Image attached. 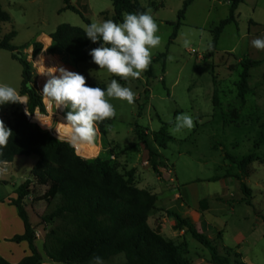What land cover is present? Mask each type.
Wrapping results in <instances>:
<instances>
[{
    "label": "rangeland",
    "instance_id": "rangeland-1",
    "mask_svg": "<svg viewBox=\"0 0 264 264\" xmlns=\"http://www.w3.org/2000/svg\"><path fill=\"white\" fill-rule=\"evenodd\" d=\"M136 1L145 11H150L157 22L159 26L157 34L161 37V44L152 51L150 74L146 76L144 72L135 80L129 78L128 81L120 82L117 77L99 70V66L93 62L75 66L63 51L52 45L50 38L46 36L39 39L42 44L39 54L32 53V46L21 50L38 41L37 38L42 33L53 32L61 24H68L85 31L88 24L79 14L63 10L62 0H0L1 9L10 17L9 23L1 24L2 34L12 30L16 32L11 44L19 49L31 64L33 81L40 94L49 78L47 69L52 67H63L83 75L86 84L93 88L106 89L111 79H117L122 86L129 87L135 93L134 104L129 105L126 101L111 99L116 115L111 118L110 130L106 123L111 119L102 121L104 129L108 131L107 136L103 137L97 126L95 142L91 145L73 146L75 154L85 160L98 157L111 160L120 173L133 171V181L136 186L144 187L147 184L146 188L152 187L161 194L156 211L150 216L155 218L161 212L160 218L172 220V229L174 221L168 213L174 212L187 218L185 213L188 211L192 213L189 198H193L194 192L205 195L221 190L222 187L216 182L202 181V178L210 176L211 181L220 179L215 176H218L217 170L221 169L226 174V185L230 193L225 197L226 201L225 198L219 197L210 200V202L215 200L223 203L222 207L213 204L210 209L212 213L221 210V218L227 223L228 230L223 242H221L222 234L217 233L221 234V240L217 243L219 254L229 255L230 264L243 263V258L247 260L246 264H264V238H262L264 224L254 222L255 216L259 221H263L264 218V141L261 140L257 127V124L264 123V63L250 70L249 92L245 96L244 103H241L237 97L236 89L241 71L239 64L241 59L246 55L254 60L264 59V50H256L251 46L252 40L264 37V30L261 29L264 26V0H259L256 6L255 0H245L238 6L235 13L236 23L224 28L213 57L210 51L212 39L210 31L227 17L229 8L227 2L194 0L187 9L185 20L177 30L176 38L170 44L169 39L173 32L170 24L176 21L183 0ZM71 5L89 24L112 20L111 0H71ZM250 21L259 24L253 26ZM162 54L164 57L154 61ZM213 80L218 98L215 109L211 100L214 90ZM20 82V64L11 58L10 52L0 50V84L10 85L18 91ZM41 96L45 106L44 114L36 111L30 115L27 104H6L0 106V120L6 125L14 112H22L29 123L50 133L55 139L71 144V128L64 119L67 110L56 109L53 103L42 94ZM139 108L140 116H138ZM229 112L254 118L255 123L240 126L228 124L219 114ZM181 113L193 117L194 127L190 131L173 134V122L176 115ZM135 124L153 132L159 131L162 124H166L165 130L172 140L160 151L166 162V168L160 171L161 177L149 168L144 169L145 150L133 133ZM255 143H257L256 148H254ZM224 152L237 158L251 153L258 156L259 160L249 165L248 176L245 179L248 187L253 188L251 202L254 201L252 207L256 212H252L249 206L243 204V194L237 179L239 172L234 165L224 159ZM35 161L36 157L29 156L16 157L11 163H0L2 169L0 180L5 181V183L0 182V197L13 193L26 179H31L30 171ZM133 163L136 165L134 168L131 166ZM30 187L35 193L32 197L34 201V198L41 195L44 187L33 183ZM56 203L57 201L46 207L43 214L52 211ZM30 217L31 220L34 219L33 216ZM150 222L154 224L153 220ZM37 226L44 228L41 218ZM50 228V225H46L40 238L44 239L45 233ZM167 232V236L171 238L163 237L164 239L187 245L186 257L190 260V264H211L207 250L190 236L185 235L184 230L175 231L176 235L171 231L167 230ZM217 234L212 235L213 239H216ZM241 239L244 240L240 248L242 255L230 248ZM246 242L248 244H244ZM36 244L40 249V241ZM123 262L124 258L117 256L103 264Z\"/></svg>",
    "mask_w": 264,
    "mask_h": 264
},
{
    "label": "trees",
    "instance_id": "trees-1",
    "mask_svg": "<svg viewBox=\"0 0 264 264\" xmlns=\"http://www.w3.org/2000/svg\"><path fill=\"white\" fill-rule=\"evenodd\" d=\"M193 1L183 0L176 21L170 24L173 27L170 44L176 38L177 30L182 25L187 9ZM223 1L229 3L228 15L210 31L212 34L211 57L214 55L216 44L224 28L236 23L235 13L238 6L244 3V0ZM62 2L63 10L79 14L83 21L89 24L71 5V0H62ZM111 3L112 21L116 23L122 22L125 13L145 12L136 0H111ZM9 22L8 13L0 7V50L10 52L11 58L21 66V83L18 93L27 97L28 113L33 115L39 111L44 114L45 106L33 81L31 64L23 56L24 54L11 44L16 32L12 30L2 34L1 24ZM49 38L52 45L63 51L75 66L92 62L88 52L99 46V43L93 44L85 37L83 29L68 24L58 25ZM30 46L34 55L42 50V44L39 41L21 50L28 49ZM161 57H164V54L157 56L154 61ZM263 63L264 59H241L239 63L241 71L236 84L237 97L241 103H244L245 96L249 92L250 70ZM149 74L150 66L145 71L146 76ZM117 78L120 82H125ZM213 85L211 100L215 109L218 98L214 80ZM140 115L139 108L138 116ZM219 116L234 126L255 123L254 118L236 112L220 113ZM103 124L104 122H98L97 126L103 137H106L108 131L104 129ZM106 124L110 130L112 119ZM257 125L260 138L264 141V123ZM6 126L11 129L12 136L7 144L0 148V163H11L16 157L34 156L37 159L30 171L31 179L25 180L15 189L16 199L9 200V205L16 208L24 226V233L14 236L10 241L14 243L25 241L30 250V255L17 264H41L43 260L35 247V230L29 222L23 202L28 195L35 194L30 187L32 183L45 189L42 195L34 198V202L44 201L47 206H50L57 201L53 210L41 217L45 226H51L45 233L42 244L43 255L48 260L61 264H92L96 256H99L103 262L122 256L124 258L122 264H190V260L186 257L188 252L185 243L179 244L166 240L158 230L149 227L147 221L155 210L157 197L149 190L139 189L134 184L133 171L120 173L111 160L100 157L93 160L80 158L75 154L71 144L59 141L37 125L29 123L22 112H14ZM165 127L166 124H162L157 132L137 124L133 128L135 137L147 152V166L158 177H161V169L166 168V162L160 151L165 149L166 143L172 140ZM256 147L257 143L254 144V148ZM223 156L239 172L237 179L243 194L242 202L251 206V190L246 185L245 179L248 176L249 165L258 161V156L251 153L237 158L227 152H224ZM168 215L174 221L175 231L184 230L185 235L190 236L207 250L211 264H230V256L220 255L217 248L221 234H217L216 239L211 240L200 233L189 218L174 212H169ZM0 264L10 263L0 256Z\"/></svg>",
    "mask_w": 264,
    "mask_h": 264
},
{
    "label": "clouds",
    "instance_id": "clouds-1",
    "mask_svg": "<svg viewBox=\"0 0 264 264\" xmlns=\"http://www.w3.org/2000/svg\"><path fill=\"white\" fill-rule=\"evenodd\" d=\"M159 26L150 11L125 13L122 22L106 20L92 22L85 28V37L99 46L91 49L88 55L99 70L119 77L124 81L139 79L152 63V51L161 44L157 34ZM256 50H264V37L251 41ZM58 73V74H57ZM46 80L41 94L56 109H66L65 123L71 128L72 146L91 145L96 140L97 123L115 117L116 112L111 99L134 104L135 93L111 79L106 89L90 87L85 77L63 67L47 69ZM6 104H27V97L7 84H0V106ZM194 119L187 113L176 115L173 134L190 131ZM12 131L0 120V148L5 146ZM94 264H103L99 256L93 258Z\"/></svg>",
    "mask_w": 264,
    "mask_h": 264
},
{
    "label": "crops",
    "instance_id": "crops-1",
    "mask_svg": "<svg viewBox=\"0 0 264 264\" xmlns=\"http://www.w3.org/2000/svg\"><path fill=\"white\" fill-rule=\"evenodd\" d=\"M213 1H215V0H213ZM217 2L220 3V2H226V1L222 0V1H217ZM244 2H245V0H244ZM258 3H259V0H255L254 5L256 6ZM227 5L229 7L228 3H227ZM185 17H186V15H185ZM250 24H252L253 26H258L259 23L250 21ZM261 29L264 30V26ZM51 33L52 32H50L48 34L42 33L37 38V40L39 41V39L43 36H47L49 38V35ZM243 58H249V56L246 55ZM249 59H251V58H249ZM251 60H254V59H251ZM19 88H20V86H19ZM19 88H18V91H19ZM143 155H144V159H145V162H144L145 168L144 169H147V168H149L147 166V152L146 151L143 152ZM36 161H37V159H36ZM36 161H35V163H36ZM35 163H34V165H35ZM130 163H132V162L130 161ZM0 166H1V164H0ZM131 166L134 168V166H136V165L133 163ZM32 167H31V169H32ZM0 171H2V169H0ZM217 171L219 173H218V176L216 175L215 177H217V178L220 177V179H218L216 181H211L212 177L210 176V177L202 178V181H206V183L216 182V183L220 184V186L222 187L221 190L220 191H218V190L213 191V192L207 193L205 195H200L199 193L194 192L193 198H191V199L189 198L190 204L192 206V209L190 211H192V213L190 214L189 211L186 212L185 217L189 218L193 222L196 229L200 233L205 234L211 240H213V237H212L213 234L221 233L222 234V241L221 242H223L224 235H225L226 231L228 230L227 229V223L224 222L223 219L221 218L222 212L220 209H219L220 211L212 213V210L210 208H211V205H213V204H216V205H219L220 207H222L223 203L222 202H216L215 201L216 198L217 197L225 198L226 196L229 195L228 193H230V192H229L228 186L226 185V183H227L226 182L227 178L225 176L226 174L224 172H222L221 169H218ZM224 176H225V178H223ZM0 182L5 183L4 180H0ZM145 186L148 187L147 184H145ZM145 186L144 187L143 186H137V187L139 189H146V190L152 191L151 193L156 195L157 201H156V206H155V210H154V211H156V207L158 206L159 200H161V196H160L161 194L157 190H153L152 187H151V189H148ZM252 189L253 188H250L251 194L253 191ZM44 191H45V189L43 188L41 195L44 193ZM187 194L189 197V191H187ZM16 197L17 196L14 192L0 197V256L10 264H17L24 257L30 255V250H29L27 242L22 241L20 243H14V242L10 241V239L13 238L14 236L22 235L24 233L23 222L19 218L17 211H16V208L12 205H9V200L10 199H16ZM32 197H33V194L28 195L24 199L23 202H24L25 210H26L28 218H29V222L31 223V225L34 227V230H35V234H36L35 247L43 257L41 264H61V263L52 262V261L48 260L43 255L42 244H43L44 239H43V237L40 238V235L42 234V231L44 232V228L38 227L37 223H38L39 219L45 214V213L43 214V212L46 210V207H48V206L44 201L34 202ZM211 198H214L215 200L213 199L214 201L210 202ZM226 200H227V198H225V201ZM252 203L254 205V201H252ZM37 206L38 207L40 206V208H38ZM249 209H251L252 212H256L254 210V208L252 207V205L249 206ZM160 213L155 218H153L152 216H149L147 223L151 229L158 230L163 237L170 239L171 237L167 236V234H168L167 230L171 231L174 235H176L175 231H173L172 226H171L172 220H170L169 218H160L159 217ZM253 214H255V213H253ZM30 215L33 216L34 219L31 220ZM151 220H153L154 224H151V222H150ZM254 222L259 223V224H264V221L257 220L256 216L254 218ZM262 238H264V232L262 233ZM172 239H175V238H172ZM38 241H40V243H41L40 249L38 248V246L36 244ZM242 242H244L243 239L236 241L235 245H233V247L226 246L224 244L223 245L226 247H230V248L235 249L236 252L239 254L240 250H241L240 248H241ZM244 244H248V242H246ZM243 261H244L243 263L246 264L245 261H247V260H245L243 258Z\"/></svg>",
    "mask_w": 264,
    "mask_h": 264
}]
</instances>
